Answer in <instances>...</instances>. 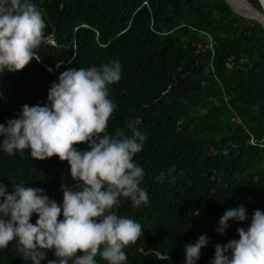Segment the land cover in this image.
Returning a JSON list of instances; mask_svg holds the SVG:
<instances>
[{"label":"trees","instance_id":"obj_1","mask_svg":"<svg viewBox=\"0 0 264 264\" xmlns=\"http://www.w3.org/2000/svg\"><path fill=\"white\" fill-rule=\"evenodd\" d=\"M248 1L262 9L259 0ZM33 3L46 21V43L36 51L40 60L0 73V123L18 118L25 104H46L52 83L68 68L118 59L123 73L110 86L118 108L108 131L142 117L148 137L135 159L145 169L141 187L150 203L135 208L124 200L119 209L144 232L125 249L128 264H185L186 244L204 234L211 242L198 264H210L216 244L239 239L237 229L264 210V22L228 0ZM173 166L176 183L161 184L156 177ZM0 182L9 192L17 183L43 188L58 203L63 184L76 186L67 161L35 159L30 150L0 151ZM240 206L248 221H230L220 234L221 217ZM37 219L34 214L32 222ZM48 259H55L53 252ZM0 264H25L15 241L0 250Z\"/></svg>","mask_w":264,"mask_h":264},{"label":"clouds","instance_id":"obj_2","mask_svg":"<svg viewBox=\"0 0 264 264\" xmlns=\"http://www.w3.org/2000/svg\"><path fill=\"white\" fill-rule=\"evenodd\" d=\"M46 21L33 0H0V73L23 70L46 43ZM63 62L56 64V69ZM56 69L48 66L49 72ZM118 59L88 68H68L54 81L44 105L25 104L18 118L0 123V151L16 155L30 150L32 158L58 156L70 165L75 187L62 185L63 201L50 199L45 189L24 183L0 182V250L15 241L25 264H128L125 251L143 235L140 222L123 216L124 200L139 208L150 203L141 185L145 169L135 157L147 135L142 117L129 119L114 133L109 121L117 111L110 86L122 78ZM86 144L87 150L76 145ZM176 168L156 179L175 184ZM38 219L34 224L33 215ZM61 217H63L61 219ZM244 206L229 209L217 231L226 234L230 221L247 222ZM239 239L216 244L210 264H264V210L256 209L251 224L237 229ZM207 234L185 246V264H198L210 243ZM53 252L55 259H48Z\"/></svg>","mask_w":264,"mask_h":264},{"label":"bare ground","instance_id":"obj_3","mask_svg":"<svg viewBox=\"0 0 264 264\" xmlns=\"http://www.w3.org/2000/svg\"><path fill=\"white\" fill-rule=\"evenodd\" d=\"M241 2L245 5H247L248 7H246L247 9L253 11L254 13H256L258 16H260V18L262 19V21L264 22V15L263 14H258V12L255 10L253 4H251L248 0H241Z\"/></svg>","mask_w":264,"mask_h":264},{"label":"rangeland","instance_id":"obj_4","mask_svg":"<svg viewBox=\"0 0 264 264\" xmlns=\"http://www.w3.org/2000/svg\"><path fill=\"white\" fill-rule=\"evenodd\" d=\"M228 1H230L229 3H231V5L233 4L232 6H235V7H240V8H246V7H248L247 5L243 4L241 2V0H228ZM259 18H260V16H259ZM261 20L262 19L260 18L259 21H261Z\"/></svg>","mask_w":264,"mask_h":264},{"label":"water","instance_id":"obj_5","mask_svg":"<svg viewBox=\"0 0 264 264\" xmlns=\"http://www.w3.org/2000/svg\"><path fill=\"white\" fill-rule=\"evenodd\" d=\"M260 3L262 4V9H258L257 7H255L254 5V8L255 10L258 12V14H263L264 15V0H259ZM230 2V1H229ZM251 3V2H250ZM252 4V3H251ZM264 24V23H263Z\"/></svg>","mask_w":264,"mask_h":264}]
</instances>
